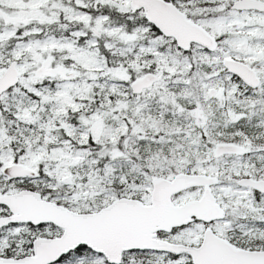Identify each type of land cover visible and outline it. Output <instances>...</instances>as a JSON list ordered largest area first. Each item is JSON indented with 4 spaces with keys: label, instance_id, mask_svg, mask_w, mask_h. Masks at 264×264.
Instances as JSON below:
<instances>
[{
    "label": "snow or ice",
    "instance_id": "1",
    "mask_svg": "<svg viewBox=\"0 0 264 264\" xmlns=\"http://www.w3.org/2000/svg\"><path fill=\"white\" fill-rule=\"evenodd\" d=\"M0 264H264V0H0Z\"/></svg>",
    "mask_w": 264,
    "mask_h": 264
}]
</instances>
